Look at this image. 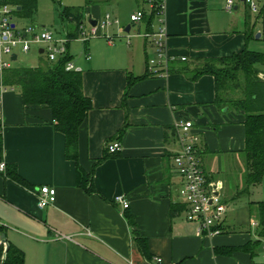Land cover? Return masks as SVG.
Returning a JSON list of instances; mask_svg holds the SVG:
<instances>
[{"label": "crops", "instance_id": "0c3cea01", "mask_svg": "<svg viewBox=\"0 0 264 264\" xmlns=\"http://www.w3.org/2000/svg\"><path fill=\"white\" fill-rule=\"evenodd\" d=\"M85 1L86 22L107 13L101 12L99 0ZM235 2L232 12L239 11L241 2ZM241 4L246 13L255 15ZM131 5L128 20L138 9L145 11L139 24L129 20L126 33L127 20L120 18L110 26L122 25L125 36L101 32L103 38L99 34L82 42L84 53L76 59L70 41L78 35L72 36L74 23L63 10L61 14L72 23L66 34L67 53L92 104L77 132V165L84 175L91 173L92 193L77 184V165L65 158V138L54 129L51 110L24 107L19 89L4 86L0 71L3 163L15 165L29 185L21 187L0 173L1 232L10 246L22 252L23 264H159L157 259L160 264H259V248L244 249L253 236L230 218L231 207L249 194L244 192V113L214 104L212 76L195 80L190 76L203 60L250 50L253 28L249 20L225 12L224 0H166L161 23L150 18L140 0H132ZM263 9L264 2L257 16ZM36 13L32 20L12 13V22L16 28L51 31L34 24ZM152 29H163L167 52L174 58L167 71L147 69L153 47L142 35ZM258 34L256 39L261 37ZM105 37L114 38V43L108 44ZM36 49L39 62L45 60L42 47ZM258 76L264 78L262 73ZM181 120L192 122V132L200 138L201 170L228 205L225 232L217 236L198 235L195 225L185 220L173 165L180 151L173 125ZM114 141L121 148L110 155L105 144ZM43 186L55 190V202L39 210L36 197ZM118 195L126 197V210L114 202ZM176 204L182 205L181 211L172 210ZM129 218L147 239L150 259L139 253Z\"/></svg>", "mask_w": 264, "mask_h": 264}, {"label": "trees", "instance_id": "16d2710c", "mask_svg": "<svg viewBox=\"0 0 264 264\" xmlns=\"http://www.w3.org/2000/svg\"><path fill=\"white\" fill-rule=\"evenodd\" d=\"M38 0H1V4L14 7L13 15L22 19L32 20L36 13ZM88 1V0H87ZM89 2V1H88ZM17 7L20 10H17ZM63 15L74 23L72 36L77 33L82 23L83 10L63 9ZM153 19L152 16H150ZM69 55L49 63L41 60L36 67H11L2 72V83L9 88L20 91L24 107L45 106L51 110L54 129L64 135L65 158L77 165V132L92 107L91 100L82 92V78L78 71H66ZM262 67L263 69H261ZM181 70V69H180ZM182 71V70H181ZM264 54L247 48L229 57L203 60L191 71L192 80L203 75L214 79V104L219 108H232L244 113L245 148L243 156L247 167L244 192L260 184L264 176ZM131 81L128 82V85ZM103 158L99 159L100 163ZM2 159V137L0 132V163ZM3 177L15 184L29 188L17 174L13 164H4ZM77 184L86 192L92 193L91 173L84 175L77 165ZM253 218L259 226L258 233L264 235V201L248 204ZM172 210L181 211L182 205H173ZM134 241L139 253L150 259L147 239L137 230L132 218H129ZM0 234L1 228H0ZM258 242L253 241L246 246L254 250ZM2 245H0V257ZM23 254L8 244L5 259L0 264H23Z\"/></svg>", "mask_w": 264, "mask_h": 264}, {"label": "built area", "instance_id": "2783aa9c", "mask_svg": "<svg viewBox=\"0 0 264 264\" xmlns=\"http://www.w3.org/2000/svg\"><path fill=\"white\" fill-rule=\"evenodd\" d=\"M166 0H140V4L148 9L153 19L161 23V16L164 11ZM236 0H224V11L231 13L234 10ZM243 3L251 14L257 15L264 0H238ZM14 7L9 5H0V71L11 68L13 63L12 55L18 54L15 50L27 54L32 46L42 47V54L47 62L53 63L68 55V39L57 37L53 31L47 29H36L34 26L16 28L12 22L11 15ZM145 17V11L140 8L129 17L131 24H139ZM89 26L88 30L78 27L77 37L82 42H88L90 39L99 36L100 31L112 24H118L113 20L109 13L96 21L95 26ZM143 38L148 41L154 49V58L147 61L148 71L161 69L167 71V63L173 60V57L167 52L165 44V33L163 29L150 30L145 32ZM108 44L114 43V38L105 37ZM185 61V57H180ZM66 71H76L71 62L66 63ZM174 133L180 151L173 158L175 171L180 179L178 188V197L180 203L185 206V220L193 223L198 235L208 237L217 236L225 232L224 220L228 211V205L224 203L216 193L214 185L207 183L203 171L201 170L197 158V149L200 138L192 132L193 124L188 120L176 121L174 123ZM120 143L117 141L106 143L105 149L108 154L113 155L120 150ZM4 163H0V172L4 171ZM55 202V190L43 186L39 189L36 197L37 209L43 210ZM114 202L126 210L129 206L124 195L115 197ZM250 231H252L254 241L258 242L260 263L264 264V235L258 233L259 226L255 219L250 221ZM6 246L2 245V254L0 262L5 259ZM160 264V260H156Z\"/></svg>", "mask_w": 264, "mask_h": 264}, {"label": "rangeland", "instance_id": "374dc122", "mask_svg": "<svg viewBox=\"0 0 264 264\" xmlns=\"http://www.w3.org/2000/svg\"><path fill=\"white\" fill-rule=\"evenodd\" d=\"M93 3L95 0H88ZM107 1H98L100 4L101 12L106 11L110 14L113 20L119 22L120 18H126V23L123 24L126 27L129 24L128 16L131 10V1L132 0H115L114 2ZM134 1V0H133ZM220 1V0H219ZM86 1L85 0H39L37 4V13L34 19V24L39 27H45L51 29L56 34L67 39V30L72 28V23L67 22L66 19L62 18V10L64 7H69L71 9L82 8L84 13H86ZM231 16L239 17L240 20L244 21L245 19L249 20L251 27L253 28V40L249 49L253 52L264 54V9L262 13L257 15H250L246 13L244 6L239 3V11L229 13ZM85 14L82 19V27L85 30L89 29L88 24L86 23ZM29 24V22L25 23ZM122 27V25H120ZM120 27L108 26L104 31H100L103 34H118L119 36H125V33ZM135 29L132 28V33ZM260 33L261 37L256 39V35ZM117 35V36H118ZM102 36V34H101ZM103 38V36H102ZM94 39V38H93ZM124 41V38L122 39ZM151 49V48H150ZM18 54V59L12 63V67H33L36 66L39 62V57L37 53L36 46H32V50L29 54H23L20 50H15ZM150 58H154L153 49L150 50ZM70 53L74 59L81 58L84 53V44L77 37L75 40L70 41ZM41 58V57H40ZM263 69L262 67H260ZM260 77V76H259ZM263 77V76H262ZM260 77V78H262ZM264 201V181L260 184L252 187L249 191V194L243 196L236 205L231 207L230 218L231 223H233L238 229L250 232V221L253 218V214L248 206L250 202H260ZM230 208V207H229Z\"/></svg>", "mask_w": 264, "mask_h": 264}, {"label": "water", "instance_id": "95a60500", "mask_svg": "<svg viewBox=\"0 0 264 264\" xmlns=\"http://www.w3.org/2000/svg\"><path fill=\"white\" fill-rule=\"evenodd\" d=\"M17 10H20L19 7H17ZM88 23L91 25V26H95L96 25V21L95 20H92L90 18L87 19ZM130 25H127L125 27V32L128 33L129 30H130ZM259 36V34L256 35V38ZM41 52V51H40ZM16 60V55L13 54L12 55V61H15ZM0 245H5L6 246V250L8 248V243L6 241V238H5V235L4 234H0Z\"/></svg>", "mask_w": 264, "mask_h": 264}]
</instances>
